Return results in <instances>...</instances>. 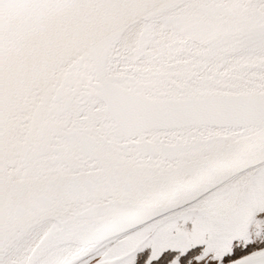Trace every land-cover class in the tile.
<instances>
[{
  "label": "water",
  "instance_id": "95a60500",
  "mask_svg": "<svg viewBox=\"0 0 264 264\" xmlns=\"http://www.w3.org/2000/svg\"><path fill=\"white\" fill-rule=\"evenodd\" d=\"M264 0H0V264H264Z\"/></svg>",
  "mask_w": 264,
  "mask_h": 264
},
{
  "label": "flooded vegetation",
  "instance_id": "af4514ba",
  "mask_svg": "<svg viewBox=\"0 0 264 264\" xmlns=\"http://www.w3.org/2000/svg\"><path fill=\"white\" fill-rule=\"evenodd\" d=\"M259 227L262 230V234L259 237H255L254 244L250 246H242L236 250V253L233 257L225 259L224 262H229L231 260L242 257L256 249L264 247V217L260 218L258 222ZM200 252L191 253L187 256H180L175 253H170L158 261H151L148 253H143L138 257V260L135 264H216L215 261L210 260L209 257H206L202 262L198 261Z\"/></svg>",
  "mask_w": 264,
  "mask_h": 264
}]
</instances>
